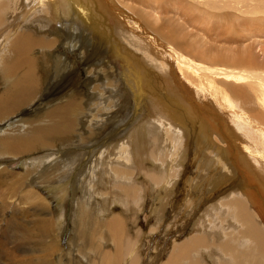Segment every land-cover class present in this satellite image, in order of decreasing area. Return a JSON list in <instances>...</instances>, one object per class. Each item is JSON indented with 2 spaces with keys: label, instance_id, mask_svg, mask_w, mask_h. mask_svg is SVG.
<instances>
[{
  "label": "bare ground",
  "instance_id": "6f19581e",
  "mask_svg": "<svg viewBox=\"0 0 264 264\" xmlns=\"http://www.w3.org/2000/svg\"><path fill=\"white\" fill-rule=\"evenodd\" d=\"M204 1L214 12H247L254 5L264 16V0H0V264H73L78 258L83 264H264V58L259 61L252 50L257 42L249 45L251 52L222 46L235 44L242 34L212 37L217 47L210 40L186 42L185 26L212 35L209 21L203 17L207 27L198 28L188 13ZM169 25L181 35L167 31ZM58 47L79 52L93 83L90 90L85 82L87 97L74 61ZM40 64L48 68L45 87ZM29 105L36 106L33 114ZM123 106L133 123L124 130L133 139L121 144V153L111 152L112 158L92 125L105 129ZM17 112L21 117L10 119ZM94 140L99 142L98 157L90 155L94 167L78 178L81 152L89 146L79 147ZM57 146L71 150L63 155ZM37 151L43 156L35 157ZM191 153L200 162L196 171L211 175L189 187L203 195L185 196L181 217L167 227L181 233L190 208L204 209V219H194L186 240L172 241L165 261V249L145 260L146 234L141 228L132 234L127 226H139L141 206L154 194L153 237L172 209ZM29 182L52 198L53 211ZM94 184L100 193L88 192ZM71 189L81 197H70ZM95 197L102 199L97 209L86 202ZM8 209L13 211L6 218ZM68 224L69 253L56 259L61 254L56 238Z\"/></svg>",
  "mask_w": 264,
  "mask_h": 264
},
{
  "label": "rangeland",
  "instance_id": "374dc122",
  "mask_svg": "<svg viewBox=\"0 0 264 264\" xmlns=\"http://www.w3.org/2000/svg\"><path fill=\"white\" fill-rule=\"evenodd\" d=\"M139 7V6H138ZM139 8H141V7H139ZM210 7H208L207 6V4H206V2L204 1L203 3H202V5H199V6H197L196 7V9H190L189 10V14H190V16L194 19L195 17H196V19H197V22H194L195 24H194V26L196 25V27H198V28H204V27H207V21H209V23H208V26L209 27H207V28H210L211 29V31L212 30H214L213 32H211V31H209L208 33H210V34H212V35H210L211 37H209V34H203V35H205V36H203V35H201L200 34V32H202V30L200 29H198V30H196V32L194 33V31H192L191 30V28L189 29V28H186L187 26H185V32L183 33V35H186L187 37L185 38L184 37V39H185V41L187 42V41H189L190 40V37L193 39V40H199L200 42H201V40H202V43H204V44H207V42H209V40L211 41V43L209 42L208 44L210 45H217V44H214L213 43V41H215L216 39L217 40H219V38L220 39H222V36H224L223 37V39H225V40H227L226 39V37L227 38H231V36L234 38V36L235 37H238L239 36V34L241 35H245L244 37H243V39H239L240 41H237L235 44H233V45H231V46H229V42L226 44H224V42L223 43H221L222 44V46L223 47H225L226 45H227V47H229L228 49H236L237 47H240L241 49H245L246 47H249V48H247L249 51H250V48H252V47H250L249 45H253L254 43H252V42H257V44H255V48H252V50H253V52H255V54H256V56H258V59H259V61H261L262 62V60H263V58H264V54H261V53H264V42L263 43H260V42H262V41H264L263 40V38H264V35L263 34H260V33H264V27H262V26H264V16H262V14H260V13H256V11H255V6L254 5H252V6H249L248 7V9H247V12H245V10L244 9H241L240 10V12H238V11H227L226 10V8H223V9H220V10H217V12H214V10H211V9H209ZM107 9H109L110 10V8H107ZM199 9H201V13L199 12V11H197V10H199ZM108 10V11H109ZM163 10V9H162ZM165 10V9H164ZM174 10L176 11V9L174 8ZM111 11V10H110ZM109 11V12H110ZM203 11V12H202ZM207 11L208 12H211V13H214V14H217L216 16H214V15H207ZM112 12V11H111ZM197 12V13H196ZM176 13H177V11H176ZM227 13H229V14H227ZM197 14V15H196ZM198 16V17H197ZM207 16V17H206ZM199 17H201V18H199ZM203 17L205 18L204 20H207V21H204V23L202 22L203 21ZM199 18V19H198ZM166 18H163V20L164 21H167V20H165ZM185 19H187V18H185ZM190 19V18H189ZM210 19H211V22H210ZM115 20H116V22L118 23V25L120 26V27H125L126 26V23H124V21H123V18L122 17H116L115 18ZM182 21H184L183 19H181ZM202 20V21H201ZM200 23H202V24H199V22ZM262 21V22H261ZM205 22H206V24H205ZM241 22H242V24H241ZM246 22H248V23H246ZM253 23L252 24V26L250 25L251 23ZM260 24H261V26H260ZM243 25V26H242ZM258 25V26H257ZM237 26H238V28H237ZM255 26H257L256 28H260V29H255L254 27ZM169 28H167V31H170L173 35H174V33L175 34H179V35H181V32H180V30L179 29H173V27H172V25H169L168 26ZM240 27V28H239ZM215 28V29H214ZM245 28H247V30L245 29ZM263 30L262 32L260 31V30ZM249 30V31H248ZM177 31V32H176ZM190 31V32H189ZM236 31H238V32H236ZM257 31V32H256ZM259 31V32H258ZM174 32V33H173ZM189 32V33H188ZM192 32V33H191ZM222 32V33H221ZM225 32V33H224ZM233 32H235V33H233ZM248 32H250L249 33V35H246V33H248ZM252 32H253V34H252ZM254 32L256 33V37H257V35H258V33H259V36L256 38V37H254ZM186 33V34H185ZM198 33V34H197ZM228 33V34H227ZM190 34V35H189ZM194 34V35H193ZM197 34V35H196ZM217 34H218V36H217ZM230 34V35H229ZM238 34V35H237ZM221 37H220V36ZM227 35V36H226ZM253 35V36H252ZM260 35H263V36H260ZM206 36H207V38H206ZM230 36V37H229ZM250 36H251V38L253 39V38H255V39H251L250 38ZM212 37H215V40L213 39H211ZM216 37H218V38H216ZM248 37V38H247ZM202 38H204V39H202ZM206 39V40H205ZM248 39H250V40H248ZM257 39V40H256ZM262 41H261V40ZM70 40H71V37H70ZM204 40V41H203ZM246 42V44L243 42ZM205 41H207V42H205ZM242 41V42H241ZM249 41V42H248ZM199 42V43H200ZM219 42V41H218ZM239 42H240V44H239ZM220 43H219V46L221 45ZM224 44V45H223ZM239 44V45H238ZM243 44V45H242ZM210 47V46H209ZM215 47H217V46H215ZM226 47V48H227ZM211 48V47H210ZM256 48H257V50H256ZM259 48V49H258ZM262 48V49H261ZM213 49V48H212ZM58 52H59V54L61 53V54H65L66 55V57L70 60V61H74V64H75V68H76V75L81 79V81L83 82H81L80 84H81V88H82V91H84L85 93H84V97H87V87L85 88V85H86V81H87V74H86V67H82V61H81V59H80V57L78 56V53L79 52H75V51H70V49H68V48H65V47H58ZM256 50V51H255ZM261 50H262V52H261ZM76 51H78V50H76ZM251 52V51H250ZM258 52V53H257ZM261 54V55H260ZM263 55V56H262ZM114 56V55H113ZM110 57H111V55H110ZM262 57V58H261ZM112 58V57H111ZM260 63V62H259ZM116 64H119V62H117ZM40 67H39V71H40V74L42 75V77H43V86L45 87L46 86V84H47V82H48V77H49V75L47 74V70H48V68L45 66V65H39ZM74 72V71H73ZM64 73H66V72H64ZM61 75H63V74H60L59 76L60 77H62ZM54 76V75H53ZM54 81V80H53ZM56 81V80H55ZM52 82V81H51ZM50 82V83H51ZM88 82V81H87ZM99 82H101V81H99ZM98 82V83H99ZM89 83V82H88ZM54 84H56L55 82L52 84V85H54ZM90 86V87H89ZM89 89L91 90V87L93 86V83L91 84V83H89ZM2 88H3V85H2V83H0V91L2 90ZM88 95H91V94H88ZM97 99V96L95 95V97L93 98V100H96ZM121 100H125V101H127L128 100V98H124V99H121ZM39 101H37L36 103L37 104H39L38 103ZM128 107V109H130L129 108V106H127ZM35 108H36V106L35 105H29V106H27L26 107V110L29 112V113H31V114H33L34 113V111H35ZM119 109H121V115L120 116H117L116 118H112V120H109L111 123H110V125H109V123L108 124H106V126L104 125V127H106L105 129L103 128V127H99V126H97L96 124L95 125H92V126H94V127H96L97 129L96 130H98L99 132H97V133H101L102 135H98L97 133H96V136H97V139H99L100 141H104V146L102 147V150H104L103 148H105V150L107 151V153H108V155H109V153L112 155L111 157L112 158H114L113 157V154L116 152L117 153V151H118V153H121L122 152V150L120 151V149H122L121 147V144L122 143H125V140H126V143L129 141L130 142V140L131 139H133V135H132V131L130 130L129 131V129H125L124 130V127H126V124L128 123L129 124V119H130V117H131V113L129 114V112H128V110L126 109V107H120ZM128 112V113H127ZM125 113H127V114H125ZM129 114V115H128ZM19 112H17L14 116H12V117H10V119L11 118H13L14 120L17 118V119H19L21 116L19 115ZM127 115V116H126ZM122 116V117H121ZM130 116V117H129ZM115 119V120H114ZM114 120V121H113ZM5 121H7V119L5 120ZM4 121V122H5ZM123 122H124V124H123ZM133 123H131V125L129 124V128H132L133 126ZM91 126V125H90ZM119 127V128H118ZM115 128H117V129H115ZM128 128V127H127ZM122 129V130H121ZM116 130H117V132H116ZM121 131V132H120ZM129 131V132H128ZM85 134H87V132L86 131H83V132H81L80 130H78V135H85ZM120 139H119V138ZM116 138H118V140L116 139ZM128 138V139H127ZM105 139H107L106 141L108 142H106L105 141ZM117 140V141H115V140ZM110 140V141H109ZM98 141L97 140H94V141H92V142H89V144L88 145H81L79 148H87V146H89V148H87V149H85V150H82V152L80 151V150H77V152H81V160L83 161L82 163H81V166H79V169H77L76 171H75V173L77 174H75L74 173V177H75V175H76V177H78V178H81V176H83V174H84V171L86 172L87 170V168H89V167H91V168H93L94 166V163H93V161L95 160V157L97 158L98 157V153H96V151L98 150ZM154 143H155V141H154ZM128 145H130V143H127ZM132 145V144H131ZM120 146V147H119ZM108 148V149H107ZM56 149H58V151L59 152H62L63 153V155H67L68 154V152H70V148H68V150H63V148L62 147H60V146H57V147H55V150ZM86 150H87V152H86ZM117 150V151H116ZM192 150L194 151L195 150V147H193L192 148ZM57 151V150H56ZM83 151H85V152H83ZM65 152V153H64ZM94 152V154H92ZM111 152H113V154L111 153ZM88 153V154H87ZM43 152L42 151H37L36 153H33V155L35 156V157H41V156H43ZM86 156H85V155ZM97 154V155H96ZM90 155H92V156H95V157H92V156H90ZM164 155V154H163ZM162 155V156H163ZM84 156V157H83ZM192 156L194 157V155H193V153H191V155H190V157H189V159L191 158L192 160H193V158H192ZM190 159V162H189V164H188V166H187V169H186V171H185V173L183 174V180L182 181H179V183H178V185H177V190H176V193L174 194V196L172 197V200H173V206L171 207L172 209H168L167 211V214H166V221L163 223V224H160L159 226L160 227H158V229L153 233V237H151V235H149V231H150V229H151V227L154 225V223H155V220H154V218H152L151 217V214H152V205H153V203H155V199H154V196L151 194V193H149V195L147 196V199H146V201H144V202H146V203H143L142 204V206H141V211H140V213L138 214V217H137V224L139 225V226H132V225H128L127 227H128V229H129V231L132 233V234H134V232L135 231H137V230H139L140 228H141V231H142V233L143 234H146V236H145V238H144V240L142 241L143 243L141 244V252H142V257H144L145 258V260H146V258H152L154 255H155V253H152V252H154V251H158V249H159V251H160V249H162V250H164V253H163V256H162V260L163 261H165L166 260V258L168 257V255H169V253L171 252V249H172V246H173V242L172 241H174V240H176L178 243H181V242H183L184 240H186V238H188V237H190L191 236V234H192V226H193V224H194V222L196 221V220H198V221H202L203 219H204V209H202V211H197V213L196 212H194L193 210H192V208H190L189 210L190 211H188L187 213V217L186 218H188L189 220H190V222L189 223H187L186 224V228H184V230H182L181 231V233H177L176 232V226H173L172 228L170 227H167V225H168V223L170 224V226L172 225L170 222L172 221V219L175 217V216H179L178 218H180L181 217V214H180V211H182L181 210V208H179L180 207V204H181V202H182V199H184L185 198V196H187V195H191V197H193V198H198V197H200V196H202L203 194H201L202 192L200 191H188V189H189V187L191 186V185H193L195 182H199V181H201L202 179H203V176L204 175H211V174H208V173H204L203 174V172L202 173H199V172H197L196 171V165L198 164V166H200L199 165V161L198 160H191ZM8 160H10V159H8ZM13 160V159H12ZM205 160V159H204ZM192 161V162H191ZM199 163H198V162ZM206 162V161H205ZM205 162L203 161V166H204V164H205ZM196 163V164H195ZM7 164H12L11 162H8ZM194 165V166H193ZM14 165H12V167H13ZM85 166H86V168H85ZM17 167V166H16ZM61 167H64V165H62ZM193 167V168H192ZM81 168V169H80ZM14 171H16V172H23V171H21V169H19V168H15V166H14ZM94 172V171H93ZM213 172V171H212ZM90 175H91V173H89ZM203 174V175H202ZM80 175V176H79ZM89 175V176H90ZM198 175V176H197ZM202 175V176H201ZM89 176H88V178H89ZM215 176H218V172L216 173V175ZM74 177L72 176V178L71 179H74ZM199 177V178H198ZM214 177V176H213ZM87 178V179H88ZM191 178V179H190ZM185 180V181H184ZM187 180H190V184H187L186 183V181ZM192 180H195V181H192ZM29 185H31L32 187H34V189H37V191L38 192H40V194L43 196V197H45L46 199H47V201L50 203V205H51V210L53 211L55 208V202L52 200V198L51 197H49L46 193H44V191L43 190H41L40 188H37V187H35L34 186V184L32 183V182H29L28 183ZM203 185V184H202ZM204 186V185H203ZM70 186H68L67 188H69ZM95 187V188H94ZM90 191L88 190V192H94V193H100V191H101V188H99V186L98 185H96V184H94V185H91L90 186ZM237 188H235V189H233V191H237L236 190ZM72 191H73V189H71ZM92 190V191H91ZM96 191V192H95ZM73 194H74V196L76 197H81V193L79 192V190L78 191H73L72 193H71V195H70V197L71 196H73ZM177 194V195H176ZM80 201V200H79ZM89 201L92 203V207H94V208H98V207H100V203H101V201H102V199L100 198V197H95V200H93V199H86V202L87 203H89ZM80 202H82V201H80ZM100 202V203H99ZM21 207H23L22 205H20ZM97 206V207H96ZM143 209V210H142ZM115 210V212L116 213H120V214H122V212H121V209L119 208V207H117V208H115L114 209ZM11 211H13V210H7L6 211V218H8V217H10L11 216ZM178 213V214H177ZM190 213H192V214H190ZM194 213V214H193ZM199 214V215H198ZM200 214H201V216L202 217H200ZM189 215H191V217L189 216ZM16 216H20V215H16ZM200 217V218H199ZM125 219H127L128 217L125 215V217H124ZM146 218H147V220H146ZM182 218H184V216H182ZM194 219H196V220H194ZM28 220V219H27ZM128 220V219H127ZM172 223H173V221H172ZM174 225V224H173ZM68 226H69V228H68V231L67 232H65V234L62 232H59L58 233V236H57V234L55 233V235L57 236V238H56V240H58L57 241V248L59 249V250H61V254H56L55 255V258L56 259H58V257H60V255H67L68 253H69V250H70V248L68 247V243H67V241H68V239L70 238L69 236H70V233H71V227H70V225L68 224ZM130 227V228H129ZM160 228V229H159ZM168 230H167V229ZM134 229V230H133ZM156 235V236H155ZM153 238V239H152ZM156 238H158V239H156ZM174 238V239H173ZM149 239H151V240H153L154 242H153V244L152 245H148V243H147V241L149 240ZM156 239V240H155ZM152 242V241H151ZM144 245V246H143ZM158 245V246H157ZM155 246V247H154ZM158 247V248H157ZM156 249V250H154V249ZM168 251V252H167ZM62 257V256H61ZM65 257V256H64ZM75 257L76 258H78L76 255H75ZM63 258V257H62ZM63 260V263H65L64 261H66V257L65 258H63L62 259ZM72 263L73 264H83L82 262H81V260L78 258V259H72Z\"/></svg>",
  "mask_w": 264,
  "mask_h": 264
}]
</instances>
